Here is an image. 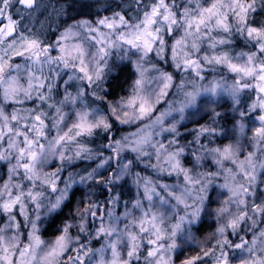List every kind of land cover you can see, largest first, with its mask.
Listing matches in <instances>:
<instances>
[{"label":"clouds","instance_id":"1","mask_svg":"<svg viewBox=\"0 0 264 264\" xmlns=\"http://www.w3.org/2000/svg\"><path fill=\"white\" fill-rule=\"evenodd\" d=\"M0 264H264V0H0Z\"/></svg>","mask_w":264,"mask_h":264}]
</instances>
